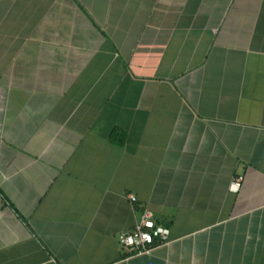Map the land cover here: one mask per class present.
<instances>
[{
	"label": "crops",
	"instance_id": "1",
	"mask_svg": "<svg viewBox=\"0 0 264 264\" xmlns=\"http://www.w3.org/2000/svg\"><path fill=\"white\" fill-rule=\"evenodd\" d=\"M0 264H264V0H0Z\"/></svg>",
	"mask_w": 264,
	"mask_h": 264
},
{
	"label": "built area",
	"instance_id": "2",
	"mask_svg": "<svg viewBox=\"0 0 264 264\" xmlns=\"http://www.w3.org/2000/svg\"><path fill=\"white\" fill-rule=\"evenodd\" d=\"M239 179L232 181L229 185L230 190H235L239 185ZM131 200L134 199L133 195H129ZM167 235V229L155 225L149 214L142 213L136 225L132 230L120 233L117 237L118 242L127 250L134 253L147 252L155 238L164 240Z\"/></svg>",
	"mask_w": 264,
	"mask_h": 264
}]
</instances>
